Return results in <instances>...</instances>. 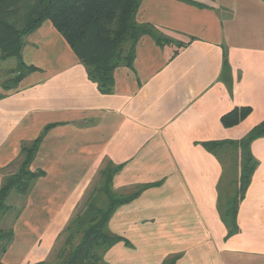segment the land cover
<instances>
[{"label": "crops", "instance_id": "crops-1", "mask_svg": "<svg viewBox=\"0 0 264 264\" xmlns=\"http://www.w3.org/2000/svg\"><path fill=\"white\" fill-rule=\"evenodd\" d=\"M143 0L137 13L173 43L143 37L133 67L115 71L103 95L65 38L49 21L26 38L22 59L37 70L8 89L0 67V169L22 145L52 126L30 166L43 171L11 224L4 264L47 261L60 234L105 161L123 165L118 192L145 189L109 222L120 242L108 264H264V138L252 144L259 162L238 214L240 232L226 240L217 210L223 173L204 142L239 140L264 121V0ZM226 50L232 94L220 75ZM7 63V64H6ZM11 86V85H10ZM251 108L239 125L221 118ZM9 170V169H8Z\"/></svg>", "mask_w": 264, "mask_h": 264}, {"label": "trees", "instance_id": "trees-1", "mask_svg": "<svg viewBox=\"0 0 264 264\" xmlns=\"http://www.w3.org/2000/svg\"><path fill=\"white\" fill-rule=\"evenodd\" d=\"M142 1L0 0L1 59L13 58L17 61V66L7 74L5 87L12 88L25 76L37 70L23 62L22 50L26 38L49 21L85 66L88 78L97 84L100 93L112 94L115 71L133 67L137 46L143 37H151L159 46L173 43L153 25L138 22L137 13ZM178 1L203 7L191 0ZM220 81L232 94L234 80L226 50L223 53ZM1 97L3 96L0 95ZM251 112V108H235L221 118V123L225 128L235 127ZM51 127H46L36 140L22 145L19 159L14 166L0 169V218L9 212L10 206L6 202L13 192L26 198L36 181L45 175L43 171L32 172L30 166ZM262 138L264 121L252 128L242 139L201 144L223 167L217 185V210L227 230L226 240L240 232V206L259 166L251 148L256 140ZM122 169L123 165L105 161L77 212L60 234L57 242L63 240L56 258L36 264H108L105 255L114 245L125 242L130 246L127 240L110 231L109 222L119 207L137 199L145 189L159 184L142 185L132 191L118 192L113 187V181ZM12 239V229L8 232L0 230V264H4L1 257ZM179 258L180 255H171L162 264H177Z\"/></svg>", "mask_w": 264, "mask_h": 264}, {"label": "rangeland", "instance_id": "rangeland-1", "mask_svg": "<svg viewBox=\"0 0 264 264\" xmlns=\"http://www.w3.org/2000/svg\"><path fill=\"white\" fill-rule=\"evenodd\" d=\"M7 63L17 66V61L15 59H13V58L8 60ZM3 66H5V64L0 62V67L2 68ZM3 70H4V67L2 68V71ZM13 77L14 76H11V78H13ZM2 174H4V173H2ZM5 174H6V172H5ZM7 175L8 174H6V176ZM0 177H2V176L0 175ZM23 199H24V197L18 195L16 192H13L9 196L6 204L8 206H10V210L5 216H3V215L1 216V218H0V230H3L5 232H8L9 230H11V224H12L13 220L15 219V217L19 214V212L21 210ZM62 240L63 239H60L59 242H57V244L55 246V249L53 250V253L50 256V258L48 259V261H53L56 258L58 249L60 248V246L62 244ZM5 241H3L2 243H5Z\"/></svg>", "mask_w": 264, "mask_h": 264}]
</instances>
